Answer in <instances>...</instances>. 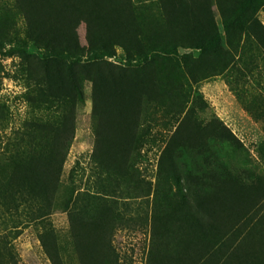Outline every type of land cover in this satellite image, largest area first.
I'll use <instances>...</instances> for the list:
<instances>
[{
	"label": "rangeland",
	"instance_id": "374dc122",
	"mask_svg": "<svg viewBox=\"0 0 264 264\" xmlns=\"http://www.w3.org/2000/svg\"><path fill=\"white\" fill-rule=\"evenodd\" d=\"M239 1L0 0V264H264V0L225 31ZM41 17L98 71L81 98L48 93Z\"/></svg>",
	"mask_w": 264,
	"mask_h": 264
},
{
	"label": "trees",
	"instance_id": "16d2710c",
	"mask_svg": "<svg viewBox=\"0 0 264 264\" xmlns=\"http://www.w3.org/2000/svg\"><path fill=\"white\" fill-rule=\"evenodd\" d=\"M261 4L260 0H240L236 10L232 13L231 17H229L225 22H224V26H225V31L226 29H228V25H230L232 22L238 21V19L242 18L243 15L246 12H250L251 16H253V14H255V12L257 11V9L259 8ZM39 6H42V4L39 3ZM60 9H58V11L60 10L61 12L62 9L64 8L62 5L59 6ZM54 10V13L56 12V8H52V7H48ZM43 10V7L41 9V11ZM53 14V13H52ZM42 17L41 20H37V23H39V27L42 28L43 24L44 27L48 26V28L46 30H48L50 32V39H47L45 42V45H48L46 48H49V50H51V54H50V60H45V64L43 67H45L46 69V82H47V90L49 95L51 96L52 99H60L63 100V98H70L72 96H74L75 98H81L82 96V90H81V75H85L86 77H91V80L93 81V84L95 86V83H97V79H96V75L98 74V71H95L94 68H90V67H85V66H81L83 67L81 69V75L77 74L75 72L74 69V64L73 62H70L69 60H66L68 56H70V54H78L81 52L78 49H74V51L71 49V41L73 40V34L71 33H67V36H65L64 38L60 39V37L64 34L62 33L63 31L60 29V27L58 26L59 22L57 21H53L52 23L49 22H42ZM239 23V22H238ZM242 26H246L247 30H251L254 37H255V41L258 43L260 42L263 46H264V36L261 35V29L264 30V27H262L258 21L255 18H244V21L241 22ZM256 26L259 27V30H256ZM249 27V28H248ZM39 28V29H40ZM90 35V29L87 31V37H89ZM40 37V36H39ZM38 40V39H36ZM91 40H90V44L91 45ZM75 43V42H74ZM76 46V45H75ZM107 53V52H106ZM53 69L52 71H49L50 68ZM79 67V66H78ZM49 68V69H48ZM94 73V76H93ZM93 76V77H92ZM108 81V80H105ZM133 83V84H131ZM128 83L127 88L129 89V85L132 89V91H135L136 88L138 87L139 82H131ZM105 89L109 88V91L111 89H113V92H110V95H114L117 99L116 100H121V95L122 93L118 90H116L115 88L112 87V85H110L109 82H105ZM115 89V90H114ZM138 89V88H137ZM96 95L93 96L94 98V102H96ZM110 97V96H109ZM59 100V101H60ZM110 100V101H109ZM113 100V99H112ZM115 102V101H114ZM112 103L111 99H108V104ZM96 105V104H94ZM107 106V104H106ZM105 111L107 112V110L105 109ZM120 126H117V129ZM116 129V131H117ZM30 132V131H29ZM28 132V133H29ZM115 133V131H114ZM118 136V131L114 137V134L108 137L106 139V149L109 151H113L114 155L115 153L117 154L118 151V141L116 140ZM28 169L30 168L29 166H26ZM15 166L13 167L12 171H14V175L12 174L11 176H15L18 175V173L14 170ZM29 171V170H28ZM28 171L23 172L24 175L28 176ZM19 175H22L21 173ZM25 178V177H24ZM28 179V178H26ZM11 181V180H10ZM47 185H49L47 183Z\"/></svg>",
	"mask_w": 264,
	"mask_h": 264
}]
</instances>
